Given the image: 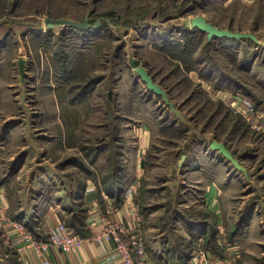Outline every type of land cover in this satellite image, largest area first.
I'll return each instance as SVG.
<instances>
[{
  "label": "rangeland",
  "instance_id": "rangeland-1",
  "mask_svg": "<svg viewBox=\"0 0 264 264\" xmlns=\"http://www.w3.org/2000/svg\"><path fill=\"white\" fill-rule=\"evenodd\" d=\"M196 14L261 42L218 38L206 47L205 33L186 32ZM49 16L100 24L48 29ZM185 36V52L163 49ZM139 66L168 102L147 88ZM200 73L221 74L231 87H215ZM236 96L255 107L256 123L231 105ZM216 139L242 168L210 148ZM216 169L229 173L221 226L201 195ZM118 179L133 198L145 247L162 233L170 259L185 242L184 260L208 248L231 264H264V0H0L5 211L16 221L33 195L43 207L64 198L72 204L65 225L92 201L119 205L124 196L117 203L105 191ZM7 225L0 226V256L11 251Z\"/></svg>",
  "mask_w": 264,
  "mask_h": 264
},
{
  "label": "crops",
  "instance_id": "crops-1",
  "mask_svg": "<svg viewBox=\"0 0 264 264\" xmlns=\"http://www.w3.org/2000/svg\"><path fill=\"white\" fill-rule=\"evenodd\" d=\"M139 136L143 133H139ZM145 135V134H143ZM143 140H144V136ZM142 140V138H141ZM141 146H145L144 141ZM141 147H139L140 150ZM216 151V150H213ZM140 157V155L138 156ZM141 157L138 159V165L141 164ZM217 167V166H216ZM218 169V167H217ZM214 170L207 176V181L204 183V190L202 191L205 204L208 209L215 214L218 225L224 218V212L228 210L227 205H224L221 200L223 191L222 184L229 173H222V171ZM200 182V179L196 180ZM33 191L35 188L32 189ZM0 189V206L6 207L7 196L3 194ZM124 198L119 205H113L110 200H104L103 203L92 201L88 205L87 216L85 219L86 234H81L83 244L79 248L72 249L64 253L57 247L50 246L45 252V258L50 260L52 264H121L117 251L114 249V242L109 240H94L91 238L92 234L100 233L104 227L110 223L124 225L127 231L122 233L124 237L132 234H137L139 223L137 222V213L133 205L131 194H123ZM33 195L29 202L22 204L19 207V212L16 221H18L23 229H19L13 225L6 226V243H10L11 251H7L0 256V264H43L34 246L27 243L24 234L29 233L36 240L48 241L57 235H60L59 223L69 215V210L72 207L71 201H66L64 198L59 199L58 203L51 205L47 203L45 207L35 201ZM53 202V200L51 201ZM8 205V204H7ZM45 205V204H44ZM223 217V218H222ZM33 221V222H31ZM32 225V226H29ZM66 225V224H65ZM68 226V225H67ZM69 227V226H68ZM32 228L33 232H32ZM160 235V236H159ZM162 233L155 235L154 243L151 239H147L146 248L148 254L156 264H203L196 260L192 253H188L185 257V262L181 263L182 259L176 254L171 259L167 258L163 249L166 242L161 238ZM202 250V249H201ZM230 248L227 251L230 252ZM209 264H226L230 261V256L219 257L210 249H205ZM12 253V254H11ZM231 254V253H230Z\"/></svg>",
  "mask_w": 264,
  "mask_h": 264
},
{
  "label": "built area",
  "instance_id": "built-area-1",
  "mask_svg": "<svg viewBox=\"0 0 264 264\" xmlns=\"http://www.w3.org/2000/svg\"><path fill=\"white\" fill-rule=\"evenodd\" d=\"M239 97V96H238ZM237 96L232 99L231 105L234 106L235 110L240 112L247 120L256 123V110L253 105H244ZM6 223L12 224L13 226L23 229L22 225L13 221L5 211L4 207H0V226ZM59 229L61 230L60 235L51 238L48 241L36 240L29 233L24 234V238L27 243L34 246L39 257L42 259L43 264H52L50 260L45 258V252L50 246L57 247L60 251L67 253L72 249L79 248L83 244V239L80 234L70 230L63 223H59ZM127 231V227L124 225L110 223L104 227V230L100 233L92 234L91 238L94 240L106 239L114 242V249L120 258L121 264H156L147 254L144 241L139 237L138 234H132L128 237H124L122 233ZM192 256L203 264H209L207 253L203 249H194ZM226 264H231L228 261Z\"/></svg>",
  "mask_w": 264,
  "mask_h": 264
},
{
  "label": "water",
  "instance_id": "water-1",
  "mask_svg": "<svg viewBox=\"0 0 264 264\" xmlns=\"http://www.w3.org/2000/svg\"><path fill=\"white\" fill-rule=\"evenodd\" d=\"M191 23L195 28H198L204 32L207 33V38L211 39L214 37H232L236 39H252L256 43H260L261 41L257 39L256 35L253 32L249 31H233L232 29H226V28H220L216 24H213L209 22L203 14H196V16L192 17ZM100 24V18H98L94 23H90L87 19L84 20H76L70 17H52L49 16L45 19V25L49 29L54 26H65L70 25L74 28H97ZM137 73L143 81L146 83L147 88L152 90L153 92L158 93L161 95L165 101L168 102V95L167 91H165L159 83L155 82L152 75H150L146 68L144 66H139L137 68ZM210 148L212 150H218L220 153H222L226 158H228L232 164H234L238 168H242L239 164L238 159L234 156V154H231L230 150L227 148L226 144L219 140H213L210 144ZM182 159L185 157L182 155Z\"/></svg>",
  "mask_w": 264,
  "mask_h": 264
},
{
  "label": "trees",
  "instance_id": "trees-1",
  "mask_svg": "<svg viewBox=\"0 0 264 264\" xmlns=\"http://www.w3.org/2000/svg\"><path fill=\"white\" fill-rule=\"evenodd\" d=\"M188 28V30L186 31L188 34H190L189 36H191V35H193V34H196V33H205L206 34V41H207V44H206V47L207 46H213V42L214 41H216V39H218V38H223V39H225V40H234V41H245L246 39H236V38H232V37H214L213 36V38H211V39H208L207 38V33L206 32H204V31H202V30H200V29H194L193 31H191L190 30V28L189 27H187ZM78 29H86L85 27H82V28H78ZM188 36V37H189ZM186 40H185V43H183V44H180V45H170V46H164L163 47V49L164 48H170V49H179V48H181V49H183L184 50V52L186 51V50H188V46H189V41L187 40V36H185L184 37ZM187 41H188V43H187ZM182 50V51H183ZM171 51V50H170ZM171 52H174V53H176V54H178V53H181V52H179V50H172ZM204 60V59H203ZM206 61V60H205ZM222 72V71H221ZM201 74V73H200ZM202 75V74H201ZM208 75H210V76H208ZM223 75L224 76H226V74L225 73H223ZM203 77H205V78H207V79H209V80H211V79H214L215 80V82H214V85H215V87H220V86H222V85H224L223 83L225 82V84H227L226 86H228V87H231V85L230 84H228L226 81H227V79H225V78H223V76L221 77V74L219 75V77H217V75H213L212 76V74H205V76L204 75H202ZM207 76V77H206ZM230 85V86H229ZM84 91H82V93H83ZM158 94V93H157ZM159 95V94H158ZM159 96H161V95H159ZM162 97V96H161ZM114 170V169H113ZM114 172V171H113ZM115 174H116V172H115ZM119 180L120 179H118L116 182L114 181L113 183H112V185H110L109 187L107 186V188H105V191H107V193L110 195V196H112V197H115V198H117L118 199V201H117V203H119L120 202V200L122 199V194H123V189H122V187L120 186V185H118L117 183H119ZM116 185H117V187H116ZM116 189V190H115ZM116 191H117V194H116ZM86 216H87V213L86 212H84V213H81V214H78V213H74L73 215H71V217L69 218V219H67L66 220V225H68L69 227H71V228H74V230L75 231H77V232H79V233H81V234H86V232H87V230H86V225H84L85 224V219H86ZM193 223H190V225H192ZM33 229L34 228H32L31 230H32V232H33ZM208 238H210L209 236H208ZM184 247H185V242H179L178 244H176L174 247H172L173 249H172V252H174L172 255H173V257L174 256H176V254L182 259V260H184ZM185 262V261H184Z\"/></svg>",
  "mask_w": 264,
  "mask_h": 264
},
{
  "label": "flooded vegetation",
  "instance_id": "flooded-vegetation-1",
  "mask_svg": "<svg viewBox=\"0 0 264 264\" xmlns=\"http://www.w3.org/2000/svg\"><path fill=\"white\" fill-rule=\"evenodd\" d=\"M95 22V21H94ZM86 28V27H85Z\"/></svg>",
  "mask_w": 264,
  "mask_h": 264
}]
</instances>
